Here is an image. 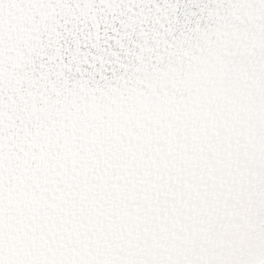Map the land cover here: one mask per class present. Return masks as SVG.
<instances>
[{
  "label": "snow or ice",
  "instance_id": "snow-or-ice-1",
  "mask_svg": "<svg viewBox=\"0 0 264 264\" xmlns=\"http://www.w3.org/2000/svg\"><path fill=\"white\" fill-rule=\"evenodd\" d=\"M0 264H264V0H0Z\"/></svg>",
  "mask_w": 264,
  "mask_h": 264
}]
</instances>
